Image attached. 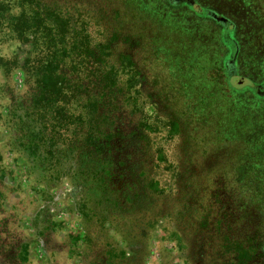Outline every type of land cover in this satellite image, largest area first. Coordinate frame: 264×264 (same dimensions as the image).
Wrapping results in <instances>:
<instances>
[{"label":"rangeland","instance_id":"rangeland-1","mask_svg":"<svg viewBox=\"0 0 264 264\" xmlns=\"http://www.w3.org/2000/svg\"><path fill=\"white\" fill-rule=\"evenodd\" d=\"M56 1L62 3L66 16L87 24L97 40L105 39L104 28L114 26L117 42L112 65L121 66L120 52L132 56L135 66L116 77L120 100L116 122L138 132L152 147L153 157L133 156L118 163L121 167L127 163L125 168L132 167L139 177L146 174L142 184L134 186L135 190L145 188L146 195L138 207L126 206L122 200L116 207L108 202L95 205L88 186L81 191L73 186L71 164L61 171L58 161L44 162L37 158L40 151L36 155L29 151L28 142L12 143L17 127L13 118L25 113L21 98H26L34 82L24 66L28 59L35 62L36 55L1 20L0 264H241L245 258L237 251L236 241L245 249L254 245L253 264H264L261 235L253 237L246 226L230 229L221 222L225 218L217 212L218 193L212 187L223 178L224 192L239 199L233 169L245 145L214 135L210 141L212 129L196 119L201 110L188 108L183 94L165 87L173 79L175 64L193 71L207 67L201 80L209 82L222 81L216 62L224 61L227 76L236 73L249 78L245 63L257 68L260 57L249 59L248 52L260 49L254 54L264 53V0ZM0 7V16H5L4 9L7 14L19 13L16 0H0ZM222 29L231 31L238 44L219 56L221 48L213 36ZM157 35L168 38L164 45ZM202 38L204 57L199 50ZM237 47L241 56L233 58ZM161 50L176 54L180 61H170ZM193 50L197 51L193 62L180 59L183 52ZM256 79L264 84L262 77ZM259 88L264 92L263 85ZM228 99L222 109L227 113L231 110ZM190 114L193 117H187ZM119 179L123 190L125 179ZM206 202L214 204L213 213L204 209ZM247 206L246 210L255 211Z\"/></svg>","mask_w":264,"mask_h":264},{"label":"trees","instance_id":"trees-1","mask_svg":"<svg viewBox=\"0 0 264 264\" xmlns=\"http://www.w3.org/2000/svg\"><path fill=\"white\" fill-rule=\"evenodd\" d=\"M16 5L19 13L7 14L9 11L4 9L6 13L5 16H0V21L7 22L12 35L22 43L30 45L32 53L36 56L33 60L35 62L28 59L24 66L26 76L34 77V82L26 98H21L20 106H24L25 113L13 118L17 127L13 129L12 143L28 142L29 151H33L34 155L40 151L37 158L45 160L44 162L58 161L60 170L71 164L73 186L80 191L88 186L93 204L108 202L116 207L118 201L122 200L126 206L138 207L145 197L146 190L143 187L135 190L134 186L141 185V178L146 174L143 172L139 177L132 167L125 168L127 163L124 162L121 167L118 160L133 156L150 158L153 157V149L141 140L138 132L124 129L116 122L119 120L117 116L120 104L116 94V77L118 73L135 64L132 56L126 52L118 54L119 61H122L121 66L111 64L112 56L115 55L113 45L117 42L114 26L110 24L108 29L102 30L105 39L100 41L89 31L87 24L85 26L83 22L66 16L61 10V2L16 0ZM140 17L143 21L144 17ZM97 25L99 26L98 21ZM230 32L222 29L217 36H213L216 47L221 48L219 56H222L231 44H238ZM157 39L163 42V45L168 40L160 35H157ZM156 41L154 40L156 49H159ZM204 41V38L199 39L202 57L206 54L205 48L202 47ZM207 42L206 38L205 44ZM262 43L264 44V41ZM194 45H198L197 39ZM259 50L248 52L249 59L251 55L254 60L260 57L257 68L245 63L250 73L249 78L236 73L227 76L224 61H221V64L216 62V70L221 71L222 81L217 78L209 82L201 80L207 67L202 66L200 71H193L192 67L188 69L175 64L172 66L173 79L171 83H166L165 87L172 93L183 94L187 102L184 104L188 108L201 110L196 119L209 125V130L212 129L209 131L210 141L214 135L225 141L236 139L245 145L239 154L241 160L233 169L234 182L239 186V199L224 192L226 183L223 178L215 181L212 187L215 186L218 193L217 203L220 208L216 206L217 212L220 211L225 218L221 222L224 221L230 229L235 226L242 229L246 226L250 231L249 235L252 233L253 237L261 235L260 256L263 257L264 92L259 87L264 84H258L256 78L264 79V53L254 54ZM163 51L161 50L170 61H180L176 54ZM189 52H183L184 56L180 59L188 58L193 62L197 51ZM236 54L241 56V50L237 53L233 50V58ZM236 77L241 81L233 82ZM232 95L236 97L234 101ZM227 99L231 109L228 113L222 111ZM15 113L14 111L13 114ZM187 117H193V114ZM117 177L125 179V189L122 190ZM248 204L255 211L246 210ZM191 207L193 209V206ZM203 207L209 212H214V204L210 202H206ZM206 217L208 218V215ZM89 238L90 234L87 232L86 239ZM235 245L237 251L245 258L241 264L255 262L252 248L254 245L251 244L252 247L247 249L239 241H236Z\"/></svg>","mask_w":264,"mask_h":264}]
</instances>
